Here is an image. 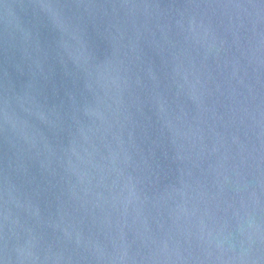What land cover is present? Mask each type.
<instances>
[{
  "label": "water",
  "instance_id": "95a60500",
  "mask_svg": "<svg viewBox=\"0 0 264 264\" xmlns=\"http://www.w3.org/2000/svg\"><path fill=\"white\" fill-rule=\"evenodd\" d=\"M0 264H264V0H0Z\"/></svg>",
  "mask_w": 264,
  "mask_h": 264
}]
</instances>
